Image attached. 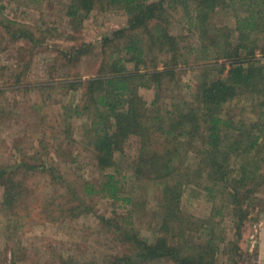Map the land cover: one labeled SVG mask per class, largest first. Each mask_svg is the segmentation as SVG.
Returning a JSON list of instances; mask_svg holds the SVG:
<instances>
[{
    "label": "trees",
    "instance_id": "obj_1",
    "mask_svg": "<svg viewBox=\"0 0 264 264\" xmlns=\"http://www.w3.org/2000/svg\"><path fill=\"white\" fill-rule=\"evenodd\" d=\"M219 1L70 0L66 15L79 22L95 7H119L127 16L125 25L99 40L100 61L93 75L83 78L78 67L81 57L96 46L89 42L73 44L58 50L50 66L58 80L40 87L81 89L79 102L64 107L62 113L67 120H83L80 140L73 137L71 125L66 123L55 133L52 126L53 145L74 143L90 149L102 179L82 180L80 188L66 184L48 157L52 144L42 132L45 135L39 144L47 151V158L33 157V163L22 159L14 167L0 165L1 203L16 217L17 224L41 214L49 220L59 214L76 217L88 213L92 206L83 202L92 196L107 197L129 210L133 198L123 193L116 169V156L129 148L134 155L127 165L132 177L157 185L159 234L151 242L141 238L131 213L105 220L113 229V239L124 247L110 264H216L219 244L225 240L215 235L214 218L222 219L225 214L232 219L234 233L225 243L227 254L233 264H238L235 258L241 255L237 254L236 240L243 224L251 219L249 215L256 217V201L264 185V64L254 57L256 49L264 53V38L262 45L255 42L257 34L264 37V0H240L244 14L232 16L234 27L230 30L216 27L210 20V12ZM228 4L233 6L235 0ZM179 10L188 14L187 27L198 36L196 46L187 41L183 45L182 35L171 32V24L180 21L176 18ZM5 21L12 42L21 38L28 41L31 52L37 45L33 32L15 20ZM235 32L238 43L230 41ZM193 53L197 55L192 67L197 69V83L191 99L162 107V92L168 87L179 88L181 64L188 66L187 55ZM141 88L155 90L150 103L140 93ZM240 96L253 99L260 114L255 120L233 124L225 118L223 108ZM23 168L46 172L51 182L64 189L57 202L42 200L34 209L38 214L24 200L26 188L19 171ZM186 189L203 193L212 203L209 218L195 217L182 209ZM57 264L94 263L61 260Z\"/></svg>",
    "mask_w": 264,
    "mask_h": 264
},
{
    "label": "rangeland",
    "instance_id": "obj_2",
    "mask_svg": "<svg viewBox=\"0 0 264 264\" xmlns=\"http://www.w3.org/2000/svg\"><path fill=\"white\" fill-rule=\"evenodd\" d=\"M224 1L226 4L220 0L210 12V20L216 27H227L230 30L234 27L232 16L236 13L244 14V8L240 7V0H235L233 6H228L229 0ZM69 2L70 0H0V165L14 167L15 162L22 159L33 163V157L41 158L44 155L47 158V151L39 144V140L45 135L42 132H46L45 138L52 144L49 146L48 157L53 159L55 168L63 175L66 184L72 188H80L78 186L82 180L102 179V173L93 165L90 149L74 143L55 147L53 143L56 142L51 135L53 130L52 133L50 131L52 126L55 133L69 123L73 137L80 140L83 120L78 117L67 120L62 113L65 111L64 107L79 102L81 89L66 90L56 86L41 90L40 87L41 84L58 80L50 66L58 50L67 49L73 44L89 42L96 46L89 55L81 57L78 67L79 75L83 78L93 75L100 61L99 40L125 25L127 16L119 7L102 10L95 7L79 22V19L72 20L66 15V5ZM176 18L180 21L171 24V32L182 35L183 45L187 41L188 44L196 46L198 36L193 29L189 30L187 27L188 14L179 10ZM5 20H15L33 32L37 45L31 52L28 51V41L21 38L15 43L12 42L5 31ZM256 36V44L262 45L263 34ZM231 40L238 43L236 32L231 34ZM259 51L255 50L254 57L259 64H264V53ZM196 56L195 53L187 55L190 67L184 65L186 63L181 64L178 74L179 88L168 87L162 92V107L169 106L172 102L191 99L190 94L197 83V69L192 68ZM154 92L153 88L140 89L147 103L152 101ZM36 107L41 111L34 109ZM223 114L233 124H240L257 119L260 110L253 99L240 96L224 105ZM130 148L134 150V147ZM123 152L124 154L116 156V169L118 168L117 177L121 179L123 193L133 198L129 210L120 208V205L107 197L92 196L90 200L85 198L83 202L84 205L92 206L88 213H79L76 217L59 214L49 220L45 218L46 215L41 214L40 217L30 220L23 218L17 224L16 217L1 203L0 185V264H57L61 260L110 264L112 258L120 255L124 247L113 239V229L107 226L105 220L128 213L134 218V227L139 236L150 242L154 241L159 234L160 222L158 216L155 217V213L158 214L155 195L157 185L149 180L133 178L127 165L134 155L129 148ZM19 171L24 177L26 188L24 200L32 210L38 209L42 200L47 198L57 202V196L64 192L61 185L51 182L49 174L40 169L28 172L23 168ZM181 199L185 212L195 217H210L212 203L203 193L186 189ZM256 202V217L249 215L251 219L243 224L241 235L236 240L240 252L237 254L241 255L235 258L238 264H264V185ZM22 206L26 208V204ZM18 207L23 210L21 205ZM222 217L214 218L217 222L214 230L215 235L223 237L226 243L234 235L232 219L226 214ZM225 243L219 244L216 264H233ZM147 264L161 263L156 261Z\"/></svg>",
    "mask_w": 264,
    "mask_h": 264
},
{
    "label": "built area",
    "instance_id": "obj_3",
    "mask_svg": "<svg viewBox=\"0 0 264 264\" xmlns=\"http://www.w3.org/2000/svg\"><path fill=\"white\" fill-rule=\"evenodd\" d=\"M263 61H264V59H263Z\"/></svg>",
    "mask_w": 264,
    "mask_h": 264
}]
</instances>
